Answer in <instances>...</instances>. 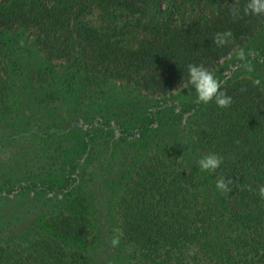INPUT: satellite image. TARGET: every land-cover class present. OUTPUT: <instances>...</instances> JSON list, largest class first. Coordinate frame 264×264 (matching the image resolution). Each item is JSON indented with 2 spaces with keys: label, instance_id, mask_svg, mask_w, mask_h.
I'll use <instances>...</instances> for the list:
<instances>
[{
  "label": "trees",
  "instance_id": "1",
  "mask_svg": "<svg viewBox=\"0 0 264 264\" xmlns=\"http://www.w3.org/2000/svg\"><path fill=\"white\" fill-rule=\"evenodd\" d=\"M234 2L0 0V102L11 92L4 80L6 46L25 32L61 72L75 68L82 76L132 85L155 98L141 118L117 126L123 138L140 142L164 124L180 134L176 139L188 144L196 161L209 153L224 158L215 172H204L191 157L185 164L159 149L144 155L129 177L118 176L120 242L112 249L113 264H264V199L258 191L264 186V77L243 74L236 54L264 28V16L233 19ZM229 29L233 41L218 47L215 34ZM229 59L232 65L220 78L221 90L232 97L229 107L199 103L197 96L181 106L168 99L188 80L189 63L215 72ZM247 59L264 73V44ZM61 72L54 80L51 72L37 69L35 77L51 87ZM96 124L91 120L86 128L83 151L99 146L106 125ZM82 161L73 159L60 177L0 186L4 196L42 193L61 201L42 222V241L34 248L0 243V264H96L100 220L75 188ZM223 177L235 181L228 193L216 188Z\"/></svg>",
  "mask_w": 264,
  "mask_h": 264
},
{
  "label": "rangeland",
  "instance_id": "2",
  "mask_svg": "<svg viewBox=\"0 0 264 264\" xmlns=\"http://www.w3.org/2000/svg\"><path fill=\"white\" fill-rule=\"evenodd\" d=\"M94 15L96 12L91 18ZM263 44L264 28L239 47L236 54L241 49L246 54L258 51ZM6 47L4 80L11 92L0 102V186L20 183L25 178L60 177L61 169H67L73 159L82 157L75 188L80 187L79 192L85 195L94 216L100 220L96 264H113L115 248L111 241L117 236V202L123 189L118 176L129 177L144 155L159 149L179 155L185 164L190 163L191 157V164L198 166L196 158L186 142L176 139L180 134L164 124L140 142L120 135L117 126L137 120L154 97L132 85L82 76L75 68L61 72L60 65L39 52L28 33H19ZM221 64L214 72L219 79L231 67L232 59ZM37 69L46 74L51 72L49 78L61 72L60 79L50 82L48 87L43 79L35 77ZM240 70L245 75L264 77V73ZM195 97V90L189 86L168 99L181 106ZM91 120L99 126L106 125L105 132L97 137L99 146L83 151L80 143ZM60 207L61 201L47 194H0V243L34 248V243L42 241V222L51 210Z\"/></svg>",
  "mask_w": 264,
  "mask_h": 264
},
{
  "label": "clouds",
  "instance_id": "3",
  "mask_svg": "<svg viewBox=\"0 0 264 264\" xmlns=\"http://www.w3.org/2000/svg\"><path fill=\"white\" fill-rule=\"evenodd\" d=\"M230 14L233 19L240 18L241 14L245 16H264V0H246L243 6H241L240 0H235L230 7ZM233 39V32L229 29L217 32L214 42L218 47H223L231 43ZM237 58L243 62V67L247 72L252 73L255 71L254 65L247 59V54L243 49L239 51ZM187 69L188 80L181 85L182 90L191 86L195 90L197 101L202 104H208L214 100L217 106L221 108H227L231 105L232 97L221 90V81L213 71H210L202 64L196 65L192 63L187 65ZM252 82L256 86L261 84V81L257 78H254ZM223 159L222 156L216 153H209L198 159L197 165L204 172H215L223 163ZM234 182L231 179L226 180L223 177L217 180L216 188L224 193H228L231 191L229 185H233ZM258 191L261 199H264V186H260ZM119 242L118 235L112 238L111 243L113 247L117 246Z\"/></svg>",
  "mask_w": 264,
  "mask_h": 264
}]
</instances>
